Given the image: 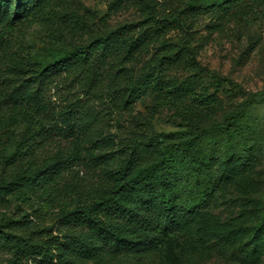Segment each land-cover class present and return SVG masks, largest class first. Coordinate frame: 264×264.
Instances as JSON below:
<instances>
[{
	"label": "trees",
	"instance_id": "1",
	"mask_svg": "<svg viewBox=\"0 0 264 264\" xmlns=\"http://www.w3.org/2000/svg\"><path fill=\"white\" fill-rule=\"evenodd\" d=\"M60 1L0 0V129L8 125L9 119L30 124L29 135L15 142L14 151L4 162L13 179L0 184V194L31 186L39 200L52 206L70 200L74 203L63 212L60 225L68 231L80 232L85 239L82 244H75L66 236L62 242L64 249L55 264H83L106 253L126 258L140 251L161 254L173 262L174 246L189 241L178 237L182 226L197 221L199 224L193 232L199 239L209 229L208 215L198 211L213 192L211 159L204 153L202 139L213 130L230 132L238 112L232 111L223 120L205 126L199 106L211 103L212 96L199 98L200 101L187 108L193 117L189 138L173 143L169 149H161L146 141L136 142L134 135L127 133L125 138L132 145L117 150L120 156L129 157L120 169L109 167L100 157L92 161L70 157L56 146L52 148L57 149L49 152V144L53 135L87 139L100 122L97 119L100 112L93 104L102 94H109L110 101L121 107L127 105L128 96L123 91L130 95L141 84L127 74V65L134 56L158 43L156 53L162 52L157 59L160 67L177 62L182 54L194 57L196 34L200 27L206 26V18L217 20L224 11L244 0H172L167 5L157 0H115L111 9L136 8L143 18L105 31L40 67H24L23 57L11 51L8 35L17 25L31 23L54 11ZM170 30L182 37L181 47L168 42ZM57 80L70 87L59 102L50 97ZM153 88L157 91L168 88L163 98H172L175 102L187 92L171 89L168 82L154 81ZM118 128L124 134L125 127ZM102 143L110 146L114 142L104 137ZM191 155L197 161L192 162ZM230 160L231 156L223 164ZM88 163L92 167V181L76 180L79 169L75 167L88 170ZM185 163L191 165L189 175L195 181L183 194L178 191V184L186 170ZM203 174L207 175L204 180ZM20 180L22 183H18ZM3 200L1 197L0 202ZM263 229L264 201H261L258 225L237 227L219 240L228 245L233 241L231 232L237 238L246 237L249 250L256 254L264 249ZM3 231L0 227V233ZM12 234L9 232L6 239L11 236L13 244L28 257L26 260L40 258L52 262L50 246L44 249L23 233Z\"/></svg>",
	"mask_w": 264,
	"mask_h": 264
},
{
	"label": "rangeland",
	"instance_id": "2",
	"mask_svg": "<svg viewBox=\"0 0 264 264\" xmlns=\"http://www.w3.org/2000/svg\"><path fill=\"white\" fill-rule=\"evenodd\" d=\"M114 1L61 0L54 11L31 23L23 22L10 32L11 51L23 57L24 67L35 69L105 31L143 18L136 8L111 9ZM157 1L167 5L172 0ZM204 23L206 26L200 27L196 34L194 57L182 54L177 62L160 67L157 59L162 52L156 53L158 43L150 45L127 65V74L141 83L130 95L123 91V95L128 96L127 105L121 107L110 101L109 94H102L93 104L100 112L95 131L84 140L53 135L48 151L57 149L52 148L56 146L70 157L84 161L100 157L109 167L120 169L129 157L120 156L117 150L132 145L131 140L125 138L127 133L134 135L136 142L146 141L169 149L173 143L190 137L188 130L193 117L187 108L200 101L199 98L203 100L211 95V103L199 106L205 126L223 120L232 111L238 115L230 132L213 130L202 139L213 171L212 195L198 209L208 215L206 235L199 239L193 232L194 226L199 224L197 221L182 226L178 237L189 241L174 246L173 262L161 254L140 251L126 258L106 253L83 264H264V249L252 254L246 237L237 238L231 232L233 241L228 245L219 240L237 227L258 225L261 201H264V0L240 1L224 11L219 19L207 17ZM166 38L179 47L183 44L176 31L170 30ZM154 81L168 82L171 89L187 92L175 102V99L163 98L168 88L157 91L153 88ZM69 90L66 82L57 80L50 97L59 102ZM119 125L125 127L124 134H120ZM29 131V122L19 119H9L8 125L0 129V184L13 179L4 162L14 151L15 142L26 138ZM104 137L114 143L103 144ZM229 156L230 162L224 165ZM190 158L192 162L197 161L194 155ZM90 165L88 163V170L75 167L79 169L76 180L92 181ZM183 166L186 170L178 191L186 194L195 179L189 175L191 165ZM206 176L203 174L201 179ZM110 189L111 186L108 191ZM1 197L5 200L0 202V227L4 230L0 233V264H55L64 249L62 242L66 236L75 244L84 242L85 236L80 232L68 231L60 225L63 212L74 205L71 200L52 206L39 200L31 186L14 188L8 194H0ZM7 232L23 233L44 249L50 246L52 262L40 258L26 260L28 257L13 244L11 236L6 239Z\"/></svg>",
	"mask_w": 264,
	"mask_h": 264
}]
</instances>
